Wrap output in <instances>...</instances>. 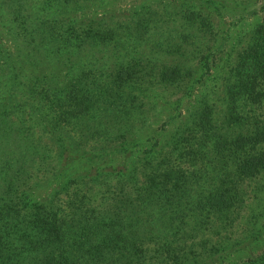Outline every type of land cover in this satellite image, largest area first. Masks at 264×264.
<instances>
[{"label":"trees","instance_id":"obj_1","mask_svg":"<svg viewBox=\"0 0 264 264\" xmlns=\"http://www.w3.org/2000/svg\"><path fill=\"white\" fill-rule=\"evenodd\" d=\"M118 1L0 0V264H264V26L188 101L208 14Z\"/></svg>","mask_w":264,"mask_h":264},{"label":"rangeland","instance_id":"obj_2","mask_svg":"<svg viewBox=\"0 0 264 264\" xmlns=\"http://www.w3.org/2000/svg\"><path fill=\"white\" fill-rule=\"evenodd\" d=\"M132 2H134L133 5L139 3L136 0H119L118 5H130ZM177 2H183L190 7L195 6L202 12V15L208 14L210 20L209 26L211 27L210 30L197 29L196 34H193V39L196 37L210 47L208 50L205 47H201L200 51L203 48L204 51H209L211 53V61L208 62L207 72L205 67H202L198 71L204 75L201 79H198L199 83L195 84L188 101H191L197 94L200 97L204 95L202 91L210 92L208 96H220L219 85L222 83V78L224 73H226L228 65L236 58V55L242 48L250 43L254 28L258 25L264 26V0H177ZM187 42L190 43V40L188 39ZM154 88L155 86H153ZM178 95L177 91H163L157 96V102L159 105H163L167 97H177ZM216 101L219 104L220 97L216 98ZM178 103L183 104V101L181 100ZM169 104V109L165 112L173 114L174 99ZM165 112L159 114L161 121L166 116ZM253 113L255 119L260 122L264 121L263 106L254 107ZM255 183L256 190L254 193L257 196L248 199H252L253 204H251V207L255 206V211H257L258 206L264 210V179L257 180ZM262 184L263 187H259ZM247 202L250 204V201ZM246 212L249 211H244L243 215ZM249 216L251 221H253L251 215ZM263 216L264 213L261 214V217ZM260 241L251 240L246 244L245 248H240L239 250L235 248H239L241 245L234 246V250L230 251L228 258L224 260H230L231 263V260L236 259L238 255H241V259H245L246 256H255L261 253L264 251V244L262 242L259 243Z\"/></svg>","mask_w":264,"mask_h":264}]
</instances>
